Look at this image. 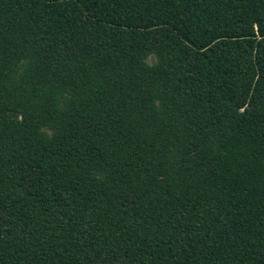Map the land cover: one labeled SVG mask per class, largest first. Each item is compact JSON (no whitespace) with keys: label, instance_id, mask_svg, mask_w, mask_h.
I'll return each instance as SVG.
<instances>
[{"label":"trees","instance_id":"1","mask_svg":"<svg viewBox=\"0 0 264 264\" xmlns=\"http://www.w3.org/2000/svg\"><path fill=\"white\" fill-rule=\"evenodd\" d=\"M0 264H264V0H0Z\"/></svg>","mask_w":264,"mask_h":264},{"label":"rangeland","instance_id":"2","mask_svg":"<svg viewBox=\"0 0 264 264\" xmlns=\"http://www.w3.org/2000/svg\"><path fill=\"white\" fill-rule=\"evenodd\" d=\"M154 62V58H150L149 63H153Z\"/></svg>","mask_w":264,"mask_h":264}]
</instances>
